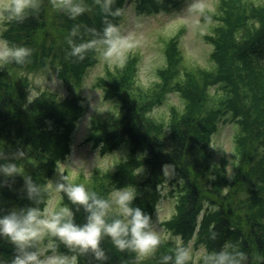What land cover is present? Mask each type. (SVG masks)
<instances>
[{
    "label": "trees",
    "instance_id": "16d2710c",
    "mask_svg": "<svg viewBox=\"0 0 264 264\" xmlns=\"http://www.w3.org/2000/svg\"><path fill=\"white\" fill-rule=\"evenodd\" d=\"M130 1L137 14L158 13L184 2L82 0L85 11L73 18L54 8L53 0H34L24 20L3 22V40L32 49V55L22 65L0 67V155L17 154L10 143L26 146L28 156L17 162L25 175L47 189L45 197L52 191L48 180L56 164L71 152V136L85 112L84 96L76 91L61 97L44 90L29 103L25 75L54 63L61 78L81 89L87 68L99 61V45L80 60L69 55L68 39L99 41L106 23L120 31ZM105 4L113 11L119 8L120 15H109ZM202 16L216 20L212 33L205 35L213 45L211 67L187 61L181 29L164 40L166 64L157 69L159 78L152 85L138 81L141 58L133 53L122 64L107 65L97 78L103 97L117 103L118 110L108 117L93 114L84 140L102 149L126 145L128 155L115 169L97 168L82 183L102 196L116 187L132 186L137 191L134 204L154 219L166 179L164 166L170 165L176 172L177 198L174 214L164 221L167 227L207 251L230 242L244 253L242 263L264 264V0H219L215 10H205ZM74 28L77 35L70 37ZM173 92L181 96L183 107L172 105L168 121L156 119L151 111ZM225 122L238 128L240 172L233 178L228 176L229 161L217 162L210 149L219 124ZM23 185V177L17 176L0 186V211L34 203ZM61 204L73 211L77 222H84L82 206L77 208L64 195ZM173 246L166 240L154 255L138 261L135 252L121 251L106 238L102 247L107 258L82 256L80 264H160L161 255L174 253ZM60 250L67 251L63 245ZM13 255V246L0 240V260L10 264Z\"/></svg>",
    "mask_w": 264,
    "mask_h": 264
},
{
    "label": "clouds",
    "instance_id": "9594fccd",
    "mask_svg": "<svg viewBox=\"0 0 264 264\" xmlns=\"http://www.w3.org/2000/svg\"><path fill=\"white\" fill-rule=\"evenodd\" d=\"M34 7V0H7L0 6V18L6 22L22 21ZM53 7L73 18L85 11L82 0H53ZM104 8L109 15L121 13L119 8L113 11L110 4H105ZM76 35L74 28L70 37ZM68 44L72 57L83 60L89 49L99 45L96 51L107 59L121 45V36L117 25L106 23L99 41L76 43L69 38ZM31 55L32 49L28 47L0 41V67L22 65ZM36 87H41V84L36 82ZM34 95L33 88L29 87V103L34 101ZM24 156L23 151L12 158L0 155V186L7 180L22 176L26 196L34 202L26 207L0 211V240H7L14 248L10 264H80V258L87 255L98 261L105 260L102 241L106 238H110L121 251L135 252L138 261L154 255L166 240L174 244L175 250L173 254L161 255L160 264H242L245 258L244 253L234 250L230 242H225L219 250L201 254L194 251L181 235H166L155 226L150 214L134 204L137 191L132 186L116 187L107 196H102L60 172L55 192H49L45 197L42 193L47 189L25 175L24 168L17 162ZM168 168V165L164 166L165 170ZM51 187L50 181L48 188ZM55 193H62L77 208L82 206L86 213L84 222H77L68 207L53 211ZM60 245L67 251H61ZM0 264L5 262L0 260Z\"/></svg>",
    "mask_w": 264,
    "mask_h": 264
},
{
    "label": "rangeland",
    "instance_id": "374dc122",
    "mask_svg": "<svg viewBox=\"0 0 264 264\" xmlns=\"http://www.w3.org/2000/svg\"><path fill=\"white\" fill-rule=\"evenodd\" d=\"M5 2L7 0H0V6ZM218 2L219 0H184L181 5L171 9L144 14H137L133 3L129 2L123 14V27L119 31L121 45L110 58L106 59L98 54L99 61L87 68L81 89L59 76L58 64L48 63V65L29 71L27 74L24 73L26 81L28 80V93L29 87H32L35 92L33 99L44 90L56 92L61 97H66L76 91L81 92L84 96L83 102L86 111L73 134L72 153L56 164V170L48 180V185L50 181L52 182L50 188L52 193L55 192V182L60 180V172L67 175L73 182L82 183L85 178L88 182L97 168L113 170L119 161L128 155L126 145H119L111 150L101 152L98 148L93 149L89 142L84 141L93 114L99 113L108 117L118 110V104L105 99L101 88L96 86L97 78L105 73L107 65L113 68L116 64H122L128 54H139L141 60L138 81L148 87L159 78L157 69L166 64L163 52L164 40L169 39L182 29L180 43L187 61L193 65L211 67L210 53L213 50V45L205 38V35L212 33V27L216 20L205 18L202 14L205 10H215ZM3 22L4 20L0 18V41H4L1 35ZM36 82H39L41 87L37 88ZM172 105H177L180 108L184 105L181 96L176 92L171 93L164 103L156 106L151 111V115L156 119L166 121L170 116ZM236 129L238 128L233 122L220 123L218 131L213 135L210 148L217 162L223 158L229 161L227 164L228 176L232 178L240 172L236 166L240 159L235 142ZM9 145L14 153L23 151L25 153L23 159L28 156L27 147L19 141ZM168 166L167 170L164 169L166 179L160 186V197L156 205L154 221L159 230L170 236L177 233L168 228L164 221L175 212L177 186L173 181L176 172L170 165ZM62 196V193H55L53 211L62 207ZM185 242L190 243L194 251L201 254L207 251L205 246L197 244L194 239Z\"/></svg>",
    "mask_w": 264,
    "mask_h": 264
}]
</instances>
